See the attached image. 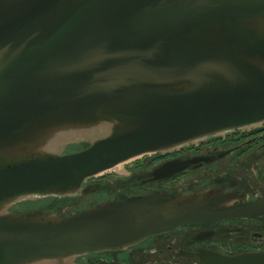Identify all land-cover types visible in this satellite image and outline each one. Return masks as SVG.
Instances as JSON below:
<instances>
[{"label": "water", "instance_id": "obj_1", "mask_svg": "<svg viewBox=\"0 0 264 264\" xmlns=\"http://www.w3.org/2000/svg\"><path fill=\"white\" fill-rule=\"evenodd\" d=\"M263 122L264 0H0V264H85L183 226L261 218L264 200L220 188L88 201L116 167ZM196 260L264 264V251Z\"/></svg>", "mask_w": 264, "mask_h": 264}, {"label": "flooded vegetation", "instance_id": "obj_2", "mask_svg": "<svg viewBox=\"0 0 264 264\" xmlns=\"http://www.w3.org/2000/svg\"><path fill=\"white\" fill-rule=\"evenodd\" d=\"M172 158L191 160L188 167L169 178L148 180L150 171ZM130 172L113 184L110 175L91 179L97 184L95 195L88 203L113 198L129 191L152 192L159 190L220 188L235 191L250 201L264 200V122L261 125L235 130L224 136L209 137L196 144H189L169 154L145 156L127 165ZM203 170V175L194 174ZM192 174L183 184H174ZM242 202V199L240 200ZM34 204H21L16 208L29 209ZM220 230L206 239L194 238L202 231ZM156 247L166 255L143 264H199L196 253L211 249L223 254L246 251H264V216L259 219H231L183 226L169 233L153 236L122 252L105 255H89L81 262L85 264H137L131 263L144 247ZM165 249V250H164ZM130 258V259H129ZM140 264V263H139Z\"/></svg>", "mask_w": 264, "mask_h": 264}, {"label": "rangeland", "instance_id": "obj_3", "mask_svg": "<svg viewBox=\"0 0 264 264\" xmlns=\"http://www.w3.org/2000/svg\"><path fill=\"white\" fill-rule=\"evenodd\" d=\"M138 161V160H137ZM136 162V161H134ZM132 162V163H134ZM132 163H128L132 164ZM127 165H122L119 167H116L112 170H110L108 173V175H110V177L108 178L110 182H112L113 184H116L117 181L120 182L121 178L127 176L130 172L129 168ZM204 171L200 170L198 172H196L194 175L195 176H199V175H203ZM192 174L185 176L181 179H179L178 181H176L174 184H183L184 182H186L189 178H191ZM42 202H37L34 205L38 206V205H42ZM165 250V249H164ZM166 255L165 251L160 252V250L156 247H144L140 252H138L137 254H135V256L131 257V263L135 262L134 260L136 259L137 264H143L144 263V259H147L148 261H153V260H158L162 257H164ZM137 256V257H136ZM136 257V258H135ZM130 259V258H129ZM127 264H130L129 262Z\"/></svg>", "mask_w": 264, "mask_h": 264}, {"label": "trees", "instance_id": "obj_4", "mask_svg": "<svg viewBox=\"0 0 264 264\" xmlns=\"http://www.w3.org/2000/svg\"><path fill=\"white\" fill-rule=\"evenodd\" d=\"M26 204H28V203H26Z\"/></svg>", "mask_w": 264, "mask_h": 264}]
</instances>
